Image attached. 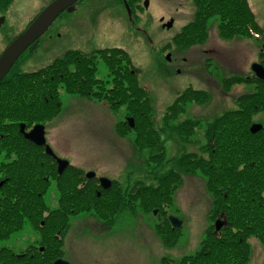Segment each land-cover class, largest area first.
I'll list each match as a JSON object with an SVG mask.
<instances>
[{"label": "rangeland", "instance_id": "rangeland-1", "mask_svg": "<svg viewBox=\"0 0 264 264\" xmlns=\"http://www.w3.org/2000/svg\"><path fill=\"white\" fill-rule=\"evenodd\" d=\"M50 1L11 0L7 6L0 7L3 17L0 37L12 40ZM134 1L140 0H128L126 4L121 0L77 1L52 21L32 44L34 48L26 49L18 61L23 70H34L62 56L69 48L92 51L117 46L127 51L137 68V82L149 90L152 125L161 137L158 144L137 146L136 129L127 127L126 117L131 116L133 121L136 118L127 113L124 104L109 107L106 101L62 88L61 110L46 121L48 143L58 156L83 170L92 169L98 175L118 180L124 187L136 180L154 184L155 175L176 167L175 161L182 152L199 150L206 140L205 120L234 108L238 94L254 89L253 83L245 81L224 88L221 79L241 73L238 55L241 45L255 47L264 35L263 0H248L261 31L251 36L222 37L217 33L218 20L213 15L207 22L205 41L191 46H179L173 36L193 18V0H147L146 5L143 0V8L133 6ZM161 16L174 18L172 26L163 27ZM209 55L212 58L208 60ZM108 71L100 57L95 75L108 79L110 85ZM187 87L205 89L208 96L203 101H186L184 109L176 114L174 121L200 118L195 133L183 139L176 130L163 126L166 108ZM252 121L264 124V109L255 112ZM161 143L165 157L155 166L151 157L160 152ZM182 174L172 193V202L166 206V212L180 218L182 224L175 233L165 235L164 242L157 223L165 217L159 215L162 213L158 209L163 211L165 206H151L147 210L138 204L134 210L128 208L116 213L113 221L93 210H85L69 215L64 232L54 231L63 240L62 258L72 264H162L164 257L177 260L194 252L211 223L212 194L200 170ZM170 184L164 187L172 188L174 185ZM58 197L57 186L51 180L44 194L49 209L57 207ZM37 223L34 226L27 221L22 228L0 238V247L21 252L30 244H44L47 230L42 228L43 223ZM249 241L251 253L245 264H264V244L254 236Z\"/></svg>", "mask_w": 264, "mask_h": 264}, {"label": "trees", "instance_id": "trees-1", "mask_svg": "<svg viewBox=\"0 0 264 264\" xmlns=\"http://www.w3.org/2000/svg\"><path fill=\"white\" fill-rule=\"evenodd\" d=\"M10 2L0 0V7ZM193 3V18L173 36L179 46L204 42L207 22L213 15L218 20L217 33L222 37L251 35L257 30L248 0H193ZM24 52L0 79V238L22 228L27 221L34 226L37 221L43 223L47 236L45 233L44 244H30L21 252L1 246L0 264H51L63 253V240L54 231L64 232L69 215L85 210H93L113 221L116 213L128 208L134 210L138 204L147 210L165 206L163 211L158 209L162 213L159 215L165 217L157 223L164 242L167 234L179 229L166 216L175 185L181 181L182 172L197 170L205 175L212 194L211 223L194 252L177 260L164 257L162 264H245L251 253L249 237L254 236L264 244V124L255 132L249 128L252 115L264 109V79L236 73L224 76L221 79L224 88L245 81L253 83L254 89L238 94L234 108L205 120L206 140L198 151L182 152L175 168L153 174L154 184L136 180L124 187L113 179L111 187L104 189L97 179L86 178L83 168L74 164H68L58 173L55 159L27 139L20 131V124L28 127L57 115L61 110L62 88L106 101L109 107L124 104L127 113L136 118L134 125L128 123L127 127L136 129L137 146L158 144L161 137L152 125L149 90L137 82V68L127 51L117 46L92 51L69 48L62 56L34 70L18 66ZM100 57L109 68L110 85L108 79L95 75ZM207 96L205 89H184L166 108L163 127L176 130L183 139H188L187 136L195 133L200 118L174 121L176 114L184 109L186 101H203ZM162 147L161 143L160 152L151 157L155 166L164 160ZM51 180L59 191L54 209H49L44 198ZM170 180L174 183L170 184ZM169 184L174 186L166 189L164 185ZM154 201L157 203L152 205ZM217 218L221 221L218 229L214 224Z\"/></svg>", "mask_w": 264, "mask_h": 264}, {"label": "water", "instance_id": "water-1", "mask_svg": "<svg viewBox=\"0 0 264 264\" xmlns=\"http://www.w3.org/2000/svg\"><path fill=\"white\" fill-rule=\"evenodd\" d=\"M77 0H51L46 4L31 20V22L20 32L18 33L4 48L0 54V79L10 70L11 66L15 60L21 55V53L32 44L41 34H43L52 21L65 9H68L73 6ZM148 1H145V5ZM161 20L163 17L160 18ZM173 20L170 18L168 21L162 25L165 27H171ZM169 58V54L167 55ZM252 69L257 77L264 79V66L261 63L254 62L252 64ZM127 121L131 126L134 125L133 118L128 116ZM24 123L20 124V130L23 135L32 140L38 145H44L46 153L52 155L57 161V171L61 173L65 167L69 164L68 159L61 158L55 154L52 147L46 142L44 134V125L41 123H36L33 127L25 131ZM262 127L260 123H252L250 125V130L252 132L257 131ZM94 171H87V176L94 175ZM99 181L103 187H109L111 185V179L106 176H100ZM155 212V210H154ZM169 220L174 227H180L182 220L177 216L170 214ZM215 228L220 227L221 221L217 218L214 221ZM51 264H72L70 261L58 257L52 261Z\"/></svg>", "mask_w": 264, "mask_h": 264}, {"label": "flooded vegetation", "instance_id": "flooded-vegetation-1", "mask_svg": "<svg viewBox=\"0 0 264 264\" xmlns=\"http://www.w3.org/2000/svg\"><path fill=\"white\" fill-rule=\"evenodd\" d=\"M77 1H79V0H77ZM123 3H127V1L128 0H121ZM133 5L134 6H139V7H141V8H143V0H140L138 3H136L135 1H134V3H133ZM263 5H264V0H263ZM253 11V10H252ZM254 13V12H253ZM1 16V15H0ZM161 17H163V19L161 20L160 19V23L161 24H163V23H165L166 21H168L170 18L173 20V22H174V18H172V17H167V16H161ZM160 17V18H161ZM256 19V18H255ZM3 21V17H0V24H1V22ZM257 21V20H256ZM173 22H172V24H173ZM257 24H258V27H257V30H254V31H252V34L251 35H253L254 34V32H259V31H261L262 30V27L259 25V23L257 22ZM163 26V25H162ZM172 26V25H171ZM163 27H165V26H163ZM251 35H247V36H251ZM240 36V35H239ZM236 38H238V37H236ZM11 40V39H10ZM10 40H6L3 36H1L0 37V54L2 53V51L4 50V48L7 46V44L10 42ZM259 44L258 45H256L255 47H251V48H246V46L245 47H242V45H241V47H240V52H239V59L241 60V62H240V66H239V70H240V72L241 73H236V74H240V75H243V76H245V77H249V76H252V75H256L255 73H254V71H253V69H252V64L254 63V62H257V63H261L263 66H264V35H263V37L261 36V39L259 40V42H258ZM244 49V50H243ZM209 53H210V50H209ZM208 60L210 59V58H212V56L211 55H209L208 57ZM211 62V61H210ZM232 74H234V73H232ZM35 122H33V124H34ZM43 124H44V134H45V137H46V141L48 142V139H47V125H46V122H42ZM33 124H31L30 126H24V129L25 130H28V129H30L32 126H33ZM32 141V140H31ZM41 147H43V149H44V145H40ZM50 155V154H49ZM52 156V155H51ZM53 157V156H52ZM54 158V157H53ZM55 159V158H54ZM55 161H56V159H55ZM56 166H57V161H56ZM89 170V169H88ZM86 171L87 170H84V175H85V177L86 178H95V179H97V182H98V184H99V186L100 187H102V188H104L105 189V187H103L102 185H101V183H100V181H99V176H101V175H98L96 172H95V174L94 175H92V176H87L86 175ZM95 171V170H94ZM109 187H111V185L109 186ZM109 187H106V188H109ZM155 213H156V211H155ZM168 214H169V212H167L166 213V216H168Z\"/></svg>", "mask_w": 264, "mask_h": 264}]
</instances>
